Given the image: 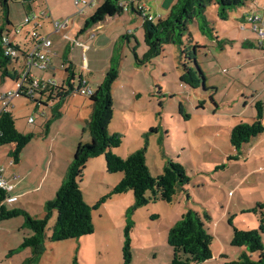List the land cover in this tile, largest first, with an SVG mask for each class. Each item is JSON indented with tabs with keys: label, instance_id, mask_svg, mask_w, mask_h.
<instances>
[{
	"label": "rangeland",
	"instance_id": "obj_1",
	"mask_svg": "<svg viewBox=\"0 0 264 264\" xmlns=\"http://www.w3.org/2000/svg\"><path fill=\"white\" fill-rule=\"evenodd\" d=\"M9 3L12 12L7 17L13 20L19 31L17 33L15 26L7 25L1 2L0 30L8 34L21 50L18 60L11 58L7 62L8 69L22 72L25 61L22 51L30 53L33 45L25 30L28 24H21L24 19L22 6L18 1L10 0ZM157 3L160 6L158 11L154 6L149 10L155 16L167 14L175 0H157ZM263 6L264 0L249 1L221 18L217 13L218 6L209 5L204 30L200 28L201 20L192 21L184 34L183 46L164 44L160 55L143 64L138 63L146 51L142 18L132 10L117 17H121L124 28L132 34L129 41L121 35L116 42L121 57L120 76L112 88L114 115L109 131L120 133L122 142L113 150L125 158L145 146L146 163L152 175L163 172L165 163L174 160L183 164L190 176L185 190L179 191L172 202L151 201L134 211L132 260L129 264H170L173 252L167 240L169 228L190 208L199 211L214 236L211 244L213 256L200 264L238 261L244 247L232 245L234 227L258 229L259 217L250 209L257 202H264V132L244 144L239 154L230 141V129L242 121L252 122L258 113L257 102L263 104L264 116V49L258 45L260 36L246 21L250 12L263 14ZM243 16L245 25L240 23ZM94 31L97 35L102 32L98 28ZM194 44L200 45L196 60L204 73L197 87L180 78L185 66L198 72L190 56ZM182 49L186 51L184 55ZM70 53L74 54L76 64V75L71 80L73 90L57 112L53 108L59 102L58 97L50 103L40 101L37 104V101L18 95L8 107L16 118L18 130L25 134L34 133L28 146L29 156L24 160L20 175L17 174L19 178L23 172L36 167L34 155H38L39 148L42 158L38 167L31 171L29 181L26 180L28 187L19 185L13 193L19 195L24 189L34 191L6 204L9 208L23 207L37 218L46 215L45 203L56 195L46 193V189L49 190L46 185L57 175L54 164L48 170V176L46 174L45 185L44 182L41 186L39 184V178L49 167L52 151L57 153L53 161L60 164L73 139L91 141L89 131H84L92 111L91 101L89 96L78 92V77L81 74L88 77L93 88L98 86L101 78L83 68L81 48L71 46ZM101 53L90 46L85 56L90 62L92 57L100 58ZM57 66L60 68L61 64ZM3 69L0 67V95L16 83L10 76L3 75ZM36 71L41 72L34 68L33 72ZM65 86L69 88L67 83ZM30 117L33 118L31 122ZM11 148V145L0 146V165L7 167L6 172L12 158L9 154ZM73 159L74 155L71 162ZM122 175V172L107 171L104 155L91 158L80 180L85 200L89 204L95 203L110 192ZM19 178L13 181L17 182ZM132 194L112 195L93 209L95 230L79 238L50 239L57 219V210L54 209L47 225L46 250L37 264H124L125 214L134 201ZM147 195L152 196L153 192L148 191ZM206 213L209 218L204 217ZM0 226V264H22L32 256L30 247H20L32 230L24 225L21 215L0 221ZM262 240L264 242V233ZM11 250L17 251L10 254ZM257 255L251 253V258L256 259Z\"/></svg>",
	"mask_w": 264,
	"mask_h": 264
},
{
	"label": "trees",
	"instance_id": "obj_2",
	"mask_svg": "<svg viewBox=\"0 0 264 264\" xmlns=\"http://www.w3.org/2000/svg\"><path fill=\"white\" fill-rule=\"evenodd\" d=\"M8 1L1 0L4 15L8 19ZM29 5L34 0H13ZM122 1H129L130 10L142 18V28L146 52L144 58L138 60L143 64L150 61L153 57L163 52L164 44L173 43L183 46V37L189 29V24L194 20H201L200 28L204 30L207 22L206 9L209 5L218 6V15L224 18L232 9L244 6L251 0H175V3L165 15H159L154 20H149L143 16L134 6L135 2L146 0H104L94 13L88 16L85 21L83 31L104 22L108 17L121 15L124 11ZM29 15V14H27ZM8 21V20H7ZM203 22V24H202ZM0 30V67L3 69L4 76L17 79L16 72L10 73L7 62L11 57L4 53L2 47ZM129 38V34L123 35ZM252 45V44H251ZM199 44H194L190 48L191 59L198 67V72L185 66V71L180 76L182 81L197 87L200 78H204V73L197 62L196 53ZM18 51L20 47L17 48ZM185 49H182V51ZM65 55L67 78L65 82L69 88L57 86V97L59 102L54 106L55 112L62 105L65 97L73 90L71 80L75 77L74 65ZM117 43L113 48L110 64L103 80L95 88V92L90 96L91 114L87 120L84 131H89L91 141H79L74 153V159L67 169V173L58 188L55 198L45 203L47 213L42 218L31 216L23 207L9 208L5 202L6 191L0 188V221L12 219L16 216L24 217V225L32 230V234L25 236L21 248L30 247L32 256L22 264H37V260L46 250L47 225L49 216L53 210H57V219L53 227L51 240H63L69 238H79L94 232L95 224L92 217V210L97 209L102 203L112 195L123 194L132 191L134 201L128 212L125 214L126 224L124 227V243L122 247L124 264H129L132 260V239L131 231L134 226L132 214L136 209L149 204L151 201L162 200L172 202L175 195L185 190V185L189 183L190 176L183 164L174 160H168L163 168V172L157 176L152 175L146 163V147L143 146L127 157L123 158L114 152L122 142V135L117 132H110L109 125L114 115V100L112 88L114 82L120 76V54ZM27 55L25 51H22ZM186 51H183V55ZM188 53V54H189ZM199 73V76L197 75ZM26 96V95H24ZM29 98V97H28ZM35 101V100H34ZM258 113L252 122H240L230 129V141L239 154L242 153V146L248 143L253 137L264 132L263 104L257 102ZM56 116V115H55ZM49 123V122H48ZM34 137V133L25 134L18 130L16 118L13 113L4 108L0 110V146L14 145L9 154L13 163H18L21 152ZM104 155L106 159L107 171L110 173L122 172L121 180L112 187L109 193L100 197L95 203L89 204L84 197L81 189L80 180L88 161L96 156ZM152 191L153 195H147ZM250 211L259 217V227L253 230H243L234 227L232 245L243 246L244 250L240 259L231 264H264V202H257ZM205 218H209L206 213ZM232 224V221H230ZM213 234L206 226L203 216L195 209H188L172 227L169 228L167 240L172 248L173 255L170 264H200L213 256L211 244ZM17 251V250H14ZM10 251V254L14 252ZM251 253H257V258L252 259Z\"/></svg>",
	"mask_w": 264,
	"mask_h": 264
},
{
	"label": "crops",
	"instance_id": "obj_3",
	"mask_svg": "<svg viewBox=\"0 0 264 264\" xmlns=\"http://www.w3.org/2000/svg\"><path fill=\"white\" fill-rule=\"evenodd\" d=\"M9 1H8V14L10 16L12 11H11V5H10ZM91 1H92V4L86 6L81 13L78 12V8L75 5L74 0H34L29 5V8L27 7V5L25 3L18 1L19 5L22 6V9L24 11V18L27 14L38 16L34 21H32L33 23L32 22L28 23V25H27L28 27H26V29H25L26 32L28 31L27 35L30 31L36 29L40 34L48 35L50 37V39L52 40V47H51V53H50L51 67L47 71H41L40 73H37V71L33 72L34 69L32 70V72H33V74H35V76L52 82L44 90L37 92V94H36L37 104L40 101L41 102L48 101L50 103L51 100L55 99L58 96L57 95L58 89L56 88V86H59V87H61L63 85L65 86L64 83H65V80L67 78V73H65L66 72L65 71V68H66L65 55L67 54V51H69L68 57L71 60V62L73 63L74 71L76 72V64L74 62L75 57H74V54L70 53L71 46H73V49H74V47H76L77 49L81 48V51L83 53V59H84L83 68H85V67H86V69L88 68L87 70H90L91 75H98L102 81L107 70H108L110 58H111V55L113 53V47H114L115 43L117 42L118 38L121 35H125L127 33L129 34V38H130V34H132V33H130L129 30H126L124 28L123 20L121 19V17L117 18L118 16H121V15H116L114 17H108L104 22H102L98 25H94V26L83 31L82 29L84 27L85 21L88 18V16L91 15L92 13H94L96 8L100 4H102L104 0H91ZM252 1L253 0H251V2ZM145 2L147 3V5L149 6L150 9L152 8L151 6H154L156 11L159 10L160 6H158L157 0H146ZM160 15H162V14H160ZM67 18L69 21V27H67L66 29H64L60 32H56L54 30L53 21L54 20L61 21V20L67 19ZM113 18H115V19H113ZM7 20H8L7 21L8 26H11V25L15 26L14 29L18 30L17 25H13L14 23H13L12 19H10L8 17ZM244 20H245V17L243 16L240 19V23L243 24ZM23 23H24V19H23V22H21V24H23ZM243 25H245V24H243ZM94 28H98L99 30L101 29L102 32H100L97 35L96 32L94 31ZM242 28H244V27H242ZM90 30H92V31H90ZM91 32L95 33V36L93 38L90 37ZM129 38H128V41H129ZM28 40L32 45L34 44L31 37H29ZM11 41L14 44L12 39H11ZM246 41L248 42L249 45L252 44L248 39ZM17 46H19V45H17ZM90 46L97 49V50H101L102 55L100 58L99 57L98 58L92 57V61L89 62V60L86 59L85 52L87 49L90 48ZM18 59H19V57L16 58V60H18ZM253 60L254 59H251V61H253ZM60 64H61V67H60L61 70L57 66ZM23 66H24V68H23L22 72L14 70V72H16L18 74V78L21 77V73H24L27 71L26 66H25V61L23 63ZM90 67H91V69H90ZM9 72L13 73L10 70H9ZM80 76H85V75L81 74ZM17 79H15V80L13 79V80L16 82ZM14 86H15V84H14ZM260 135L261 134L253 137L252 139H254ZM250 141L248 143H244V144H249ZM78 142H79L78 140L73 139V142H71V145L69 146V148L66 149V150H68L67 154L61 158L60 164H56L53 161V159L57 158V153L55 151H52V157L48 161L49 167L46 168L45 173H43L42 176L39 178L40 179V181H39L40 186L42 185L43 182H44L43 185H45L46 180H47L46 174H47L48 170L51 169V165L54 164V170L57 173V175H56V177L52 178V180H53L52 182H50L46 185L49 188V190L46 189L47 194H56L58 188L60 187V185L62 183L63 178L65 177V175L67 173L68 166L71 163V158L74 155V152L76 150L75 148L77 147L76 145L78 144ZM30 143L27 144L24 147V149L22 150L20 160L18 163H16V166H12L13 164H15V163H11L12 159L9 161L7 172H6L7 167H4L2 165L4 167V172H3L4 176L7 178V180L10 181V183L14 184V186H15L14 191L17 189V187H19V185H21L24 188L28 187L27 184H29V183H27L26 180L29 181V178L31 176V171L33 172L34 169L36 167H38V163L40 161V158H42L41 150L39 148L37 151L38 155H36V154L34 155V157L36 158V164H37L36 167L32 168L33 170L29 169L27 172H25V173L23 172V174L19 178V176L17 174L20 175L19 172H21L23 170L24 160L26 158H28V156H29V152H27V151H28V146L30 145ZM244 144H243V146H244ZM13 146L14 145H12V147ZM243 146H242V148H243ZM53 148H54V146H53ZM47 176H48V174H47ZM14 178L15 179L19 178V179L17 180V182H14L13 181ZM23 182H26V184H23ZM40 188H42V187H40ZM30 191H34V190L24 189V191L22 193H20L19 195L17 193L16 195H18V199H19L20 196L28 195ZM128 192L132 193V191H128ZM128 192H126V193H128ZM1 227L2 226H0V228Z\"/></svg>",
	"mask_w": 264,
	"mask_h": 264
},
{
	"label": "built area",
	"instance_id": "obj_4",
	"mask_svg": "<svg viewBox=\"0 0 264 264\" xmlns=\"http://www.w3.org/2000/svg\"><path fill=\"white\" fill-rule=\"evenodd\" d=\"M74 3L78 8V12L81 13L86 6L92 4V1L74 0ZM121 5L123 6L124 11L130 10L129 1H122ZM134 6L143 16L148 17L149 20L157 19V17L159 16H155L149 13L150 8L145 1L135 2ZM37 17L38 16L31 14L26 15L24 18V25L34 21ZM246 21L251 24V28L256 31L260 36L258 45L264 49V6L263 14L257 15L254 12H250L246 17ZM53 23L54 30L56 32H60L69 27L68 18L61 21L54 20ZM16 31L18 33L19 29H16ZM29 34L34 44L33 49L30 51V53H27V55L24 56L27 71L21 73V77L16 80L14 88H11L10 90L1 93V109L8 108L10 101L18 95H26V97L37 101V92L44 90L48 85L52 83L51 81H47L35 76V74H33L32 72L34 68H37L40 71H47L51 67L50 53L52 47V40L48 35H42L36 29L30 31ZM94 36L95 33L91 32L90 37L93 38ZM1 42L2 47L4 48V53L6 55L15 59L19 57V51L17 50L19 46L14 45L12 43L8 34L3 33L1 35ZM64 84H66V82ZM61 87L66 88L64 85ZM78 92L89 97L94 94L95 88L90 85L88 77L80 76L78 78ZM29 121H33V118L30 117ZM11 163H13V160L11 161ZM3 172L4 167L0 165V188L6 191L5 202L14 203L18 200V195L13 193L15 186L14 184L10 183L9 180H7Z\"/></svg>",
	"mask_w": 264,
	"mask_h": 264
}]
</instances>
